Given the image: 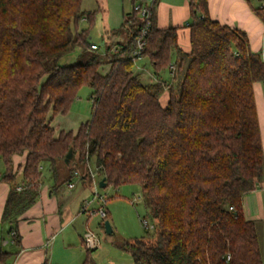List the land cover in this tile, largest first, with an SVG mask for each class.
<instances>
[{
    "label": "trees",
    "instance_id": "obj_1",
    "mask_svg": "<svg viewBox=\"0 0 264 264\" xmlns=\"http://www.w3.org/2000/svg\"><path fill=\"white\" fill-rule=\"evenodd\" d=\"M189 2V53L179 48V28L159 29L156 2L149 6L143 59L154 75L168 72L171 79L144 83L134 73L145 24L138 12L117 31L128 40L116 53L110 48L103 59L62 66L66 54L93 50L95 13L83 0H0V183L10 186L2 221L15 243L43 177L60 188L76 173L88 179L93 163L107 187L139 185L155 220L153 239L122 244L134 264H263L243 199L264 184L254 92L256 83L264 86V59L245 31L211 19L208 0ZM253 11L264 23V0ZM84 20L88 29L80 28ZM85 85L92 118L56 136L55 119L69 114ZM17 155H26L20 180ZM7 257L0 253V264Z\"/></svg>",
    "mask_w": 264,
    "mask_h": 264
},
{
    "label": "crops",
    "instance_id": "obj_2",
    "mask_svg": "<svg viewBox=\"0 0 264 264\" xmlns=\"http://www.w3.org/2000/svg\"><path fill=\"white\" fill-rule=\"evenodd\" d=\"M96 1L98 2V10L89 11V13L101 15V20L97 17L99 20L96 18V23L99 30L103 29L106 32L107 45L104 54L110 48L111 53H116V45L128 40L123 32L118 33L117 31L123 25L125 17L132 13L133 5L130 0ZM110 1L113 3V9L110 8ZM143 2L147 6L156 2L155 21L157 27L159 29L179 28V48L189 53L191 51L190 30L187 26L193 20L189 0H143ZM208 2L211 19L231 28L245 31L249 37L251 49L255 53L262 54L264 59V23L253 11L254 8L259 7L260 0H258V6L254 5L252 0H208ZM91 44L99 49L98 44ZM145 62H147L146 59L140 61L137 71H134L141 80H143V74L147 69ZM153 78H155L154 82L159 79L170 81L171 74L167 72L161 76H156L153 73ZM254 92L264 152V86H261V83H256ZM160 101L163 107L168 104L169 93L167 90L161 96ZM25 162L26 155L14 157L15 171H18L19 180ZM4 169L3 165L2 172ZM82 179L83 186L87 187L90 184L88 179L84 176ZM70 182L72 183L73 180L67 184ZM61 190L62 187L55 188L51 175L43 177L37 202L19 219L18 242L15 243L10 233V226L6 223L11 237V243L8 245L11 248L8 251L0 252L8 254L7 260L3 264H94L90 252L85 251L83 247L86 234L85 218L89 222V218L94 215L88 216L82 214L81 211L83 201H88L91 195L74 191L75 185L67 193L68 195L63 194ZM9 192L10 186L7 183H0V224L4 223L2 216ZM96 202L97 204L95 201L91 204L89 210L93 211L100 208V202ZM108 204L109 201H106L107 207ZM243 209L245 217L256 225L264 264V184L244 197ZM107 212L110 216L108 209Z\"/></svg>",
    "mask_w": 264,
    "mask_h": 264
},
{
    "label": "rangeland",
    "instance_id": "obj_3",
    "mask_svg": "<svg viewBox=\"0 0 264 264\" xmlns=\"http://www.w3.org/2000/svg\"><path fill=\"white\" fill-rule=\"evenodd\" d=\"M252 3L258 6V0H252ZM110 8L113 9V3L109 2ZM83 9L86 11H97L98 2L96 0H83ZM133 10V8H132ZM95 21L90 30L89 42L99 45L98 50H90L87 53H81L80 49L66 54L59 62L60 65H72L76 63H85L91 58L103 59L105 56V50L107 45L106 32L102 29L99 30L95 14ZM98 19V18H97ZM98 19V20H99ZM114 19V18H113ZM96 23V24H95ZM81 29H88L89 25L86 20L80 23ZM123 34H125L123 32ZM126 35V34H125ZM128 38V37H127ZM146 63V72L143 74V82H154L153 70L149 61ZM144 63V64H145ZM143 67V66H142ZM137 71V67H135ZM261 86H263L261 84ZM92 90L89 86H82L77 94L76 100L73 102L69 114L65 117H58L55 119L53 126L56 129V136L62 131L69 132L71 130L77 131L82 123L87 122L92 118L93 105L90 100ZM3 171V163L0 159V172ZM90 171L95 172L94 179L91 176ZM83 172H81L82 175ZM88 183L87 187L83 186V179L79 177L73 178V184L75 185L76 192H84V195H91L88 201H92L95 195H100L104 200L109 201L108 207L105 209L110 211V216L107 221L110 222L113 233L107 234L104 229L103 220L98 214H94L89 218L87 222L85 218L84 227L86 233H93L101 241V246L95 251L90 252L91 260L94 264H133V258L127 250L122 247L125 241L133 242L137 239H153L156 231L155 220L153 219L150 210L146 207L142 190L139 185H124L116 189L113 186L101 188L99 186L100 177L94 164L88 166ZM70 191L68 184L62 186L61 192L63 194ZM73 191V192H74ZM98 199L95 200L97 204ZM85 201V200H84ZM83 201V203H84ZM82 203V205H83ZM101 205V203H100ZM99 205V206H100ZM83 214V213H82ZM88 215L89 214H85ZM144 221L149 223V229L145 227ZM148 234V235H147ZM147 235V236H146ZM11 237L8 233V227L6 223L0 224V252L8 251L11 246ZM85 251H88L83 245Z\"/></svg>",
    "mask_w": 264,
    "mask_h": 264
},
{
    "label": "built area",
    "instance_id": "obj_4",
    "mask_svg": "<svg viewBox=\"0 0 264 264\" xmlns=\"http://www.w3.org/2000/svg\"><path fill=\"white\" fill-rule=\"evenodd\" d=\"M133 10L138 12L139 16L143 19L144 21V27L141 29V35L137 40V49L135 50L134 53V63L136 64V67H138V63L143 60V52L145 50V39L146 36L148 35V30L151 27L152 24V19H153V12L151 11L150 7L145 5L143 0H136V4L133 7ZM93 50H97V46H92ZM43 169V167H41ZM97 171V170H96ZM92 178L94 179V176L96 175L95 172L90 171ZM76 177L83 178V176L80 173H76ZM69 189H72L74 187L73 183L68 184ZM99 201L101 203L100 208L97 210H89L92 201H84L83 206H82V213L83 214H89V215H94L98 214L100 218L103 220V223L108 220V212L105 209L106 206V200H104L103 197L100 195H95V198L93 201ZM105 224V223H104ZM145 227L149 229V223L147 221H144ZM84 245L88 251H95L98 249L101 245L100 240L96 237L95 234L93 233H86L84 236ZM231 259V256L227 257V260L229 261Z\"/></svg>",
    "mask_w": 264,
    "mask_h": 264
},
{
    "label": "water",
    "instance_id": "obj_5",
    "mask_svg": "<svg viewBox=\"0 0 264 264\" xmlns=\"http://www.w3.org/2000/svg\"><path fill=\"white\" fill-rule=\"evenodd\" d=\"M73 157H74V151H73V148H71L69 150V152L67 153L66 157H65V164L67 166H70L71 165V162L73 160ZM99 186L101 188H106L107 187V182H106V179L103 178L100 182H99ZM104 229L106 231L107 234H112L113 233V228L110 224L109 221H106L105 224H104Z\"/></svg>",
    "mask_w": 264,
    "mask_h": 264
}]
</instances>
